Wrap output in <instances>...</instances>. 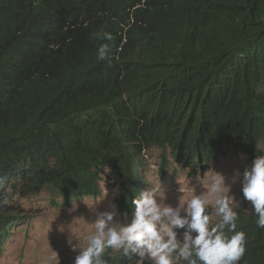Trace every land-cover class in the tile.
<instances>
[{"label": "trees", "instance_id": "1", "mask_svg": "<svg viewBox=\"0 0 264 264\" xmlns=\"http://www.w3.org/2000/svg\"><path fill=\"white\" fill-rule=\"evenodd\" d=\"M261 146L264 0H0V255L20 200L68 207L113 170L130 213L144 150L164 175ZM256 220L239 264H264Z\"/></svg>", "mask_w": 264, "mask_h": 264}, {"label": "clouds", "instance_id": "2", "mask_svg": "<svg viewBox=\"0 0 264 264\" xmlns=\"http://www.w3.org/2000/svg\"><path fill=\"white\" fill-rule=\"evenodd\" d=\"M237 183L254 209L257 226L264 229V156H258L242 173L235 170L230 182L215 171L210 185L188 199L181 196L176 206L166 203L159 185H151L132 200L130 219L115 203L104 210L87 204L95 213L94 231L87 235L86 246H79V238L68 240L73 251L79 247L74 264H107V249L149 264H239L247 237L243 230L236 231L238 213L231 205L230 190ZM212 210L220 216L215 225ZM121 215L123 219H117Z\"/></svg>", "mask_w": 264, "mask_h": 264}, {"label": "rangeland", "instance_id": "3", "mask_svg": "<svg viewBox=\"0 0 264 264\" xmlns=\"http://www.w3.org/2000/svg\"><path fill=\"white\" fill-rule=\"evenodd\" d=\"M260 149L263 152L261 156H264V146ZM160 151L159 148H153L142 153V191L151 185H159L166 192V203L173 206L178 205L181 196L188 199L210 185L215 171L224 174L227 182H230L235 170L239 169L242 173L256 159L244 153L236 156L231 150H226L217 159H211L209 162L204 159H201V164L193 162L198 165L194 172L188 164L176 163L169 155L171 165L164 175H160ZM103 177L101 193L98 196L85 197L68 207H54L45 193L33 202L20 200L19 214H16L15 224L11 226L12 233L4 243L0 264H74L79 247L77 251H73L68 240L76 242L79 238V246H86L87 235L94 231L95 213L87 204L92 208L104 210L112 207L114 203L117 205L116 199L120 197L118 174L108 170ZM241 187V184L237 183L230 190L233 197L231 205L237 213L242 209L248 210L251 205L243 198ZM119 212L123 214L125 211ZM132 212L129 213V219ZM117 219H123V216ZM219 220L220 216L212 210V224L215 225ZM179 232L182 235L183 229ZM106 252H110L112 256L122 253L121 250L112 249H107ZM128 257L133 259L131 264H149L139 256ZM179 264L186 262L180 261Z\"/></svg>", "mask_w": 264, "mask_h": 264}]
</instances>
